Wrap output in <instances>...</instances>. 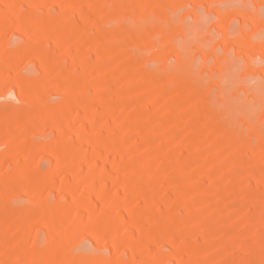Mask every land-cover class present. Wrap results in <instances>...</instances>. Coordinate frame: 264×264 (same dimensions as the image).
Segmentation results:
<instances>
[{"label":"rangeland","instance_id":"1","mask_svg":"<svg viewBox=\"0 0 264 264\" xmlns=\"http://www.w3.org/2000/svg\"><path fill=\"white\" fill-rule=\"evenodd\" d=\"M0 264H264V0H0Z\"/></svg>","mask_w":264,"mask_h":264}]
</instances>
